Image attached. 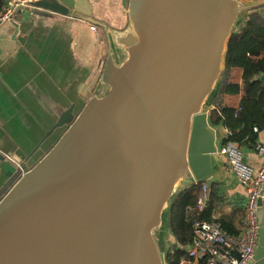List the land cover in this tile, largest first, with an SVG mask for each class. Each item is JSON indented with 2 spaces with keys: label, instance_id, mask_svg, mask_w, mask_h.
<instances>
[{
  "label": "water",
  "instance_id": "water-1",
  "mask_svg": "<svg viewBox=\"0 0 264 264\" xmlns=\"http://www.w3.org/2000/svg\"><path fill=\"white\" fill-rule=\"evenodd\" d=\"M25 5L99 26L109 52L78 114L0 187V264H166L172 197L220 167L208 113L227 42L264 2L121 0L122 31L73 12L70 0ZM257 216L246 264H264V183Z\"/></svg>",
  "mask_w": 264,
  "mask_h": 264
},
{
  "label": "crops",
  "instance_id": "crops-1",
  "mask_svg": "<svg viewBox=\"0 0 264 264\" xmlns=\"http://www.w3.org/2000/svg\"><path fill=\"white\" fill-rule=\"evenodd\" d=\"M70 2L73 12L110 29L122 31L127 26L121 0ZM92 25L96 28L92 29ZM108 49L99 26L26 5L17 7L10 20L0 23V187L16 167L31 166L52 146L64 129L51 131L57 123L65 126L66 118L78 114L99 82ZM229 76L240 83V69H230ZM243 96L242 90L227 94L223 104L236 108ZM209 107L212 108L210 104ZM213 128L218 147L226 140L227 130L220 125ZM258 144H264V132L259 134ZM242 149L246 161L257 168L260 158L255 149ZM219 163V170L205 179L207 187L212 183L216 189L212 219L225 216L239 231L244 218L245 191L224 167L222 156ZM191 182L183 183L179 189ZM165 232L171 236L167 228ZM174 247L171 253L180 262L183 257ZM188 264L196 263L190 260Z\"/></svg>",
  "mask_w": 264,
  "mask_h": 264
},
{
  "label": "trees",
  "instance_id": "trees-1",
  "mask_svg": "<svg viewBox=\"0 0 264 264\" xmlns=\"http://www.w3.org/2000/svg\"><path fill=\"white\" fill-rule=\"evenodd\" d=\"M0 0V13L4 7ZM264 8V6H263ZM240 69V83L229 76L230 69ZM264 11L253 9L241 17L236 30L231 34L224 54L223 69L218 85L210 99L208 121L213 127L227 130L226 140L236 142L241 148L254 150L258 137L264 132ZM243 91L244 96L236 108L224 106L227 94ZM206 180L193 181L179 189L172 197L166 210V228L171 234L169 247L183 248L192 240V223L196 219L211 220L214 211L215 185L207 187V200L201 209L197 198L202 194ZM230 234L238 231L225 216L217 219ZM173 254L166 253V262ZM198 264H203L199 262Z\"/></svg>",
  "mask_w": 264,
  "mask_h": 264
},
{
  "label": "built area",
  "instance_id": "built-area-1",
  "mask_svg": "<svg viewBox=\"0 0 264 264\" xmlns=\"http://www.w3.org/2000/svg\"><path fill=\"white\" fill-rule=\"evenodd\" d=\"M4 1L0 23L10 20L17 7L34 0ZM91 28L96 27L92 25ZM255 151L260 158L257 168L246 161L243 149L236 142L225 140L216 146L217 155L224 159V167L234 175L245 191L242 226L236 234H230L215 219L194 220L192 240L184 247L187 261L196 264H246L252 259L259 230L257 202L264 183V144H257ZM206 200L207 185L203 184L202 194L197 198L199 209L205 205Z\"/></svg>",
  "mask_w": 264,
  "mask_h": 264
},
{
  "label": "rangeland",
  "instance_id": "rangeland-1",
  "mask_svg": "<svg viewBox=\"0 0 264 264\" xmlns=\"http://www.w3.org/2000/svg\"><path fill=\"white\" fill-rule=\"evenodd\" d=\"M180 186H182V184ZM180 186L178 187L177 190H179ZM165 231H166V221H165V227L163 228V232H162L163 250H164V252L166 254L167 252H171L172 247L171 246L169 247V245L171 244L172 241H171L170 238H166V235H164L166 233ZM178 251H179V254L182 255L183 258L186 257V254H185L183 249L178 248ZM173 257L174 258H171V261L167 262L166 264H180L181 260H183V261L186 260V259L181 258L180 262H179V258H175V256H173ZM186 262H187L186 264H188L187 260H186Z\"/></svg>",
  "mask_w": 264,
  "mask_h": 264
}]
</instances>
